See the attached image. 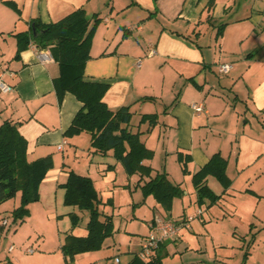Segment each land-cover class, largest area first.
I'll use <instances>...</instances> for the list:
<instances>
[{"label": "crops", "instance_id": "crops-1", "mask_svg": "<svg viewBox=\"0 0 264 264\" xmlns=\"http://www.w3.org/2000/svg\"><path fill=\"white\" fill-rule=\"evenodd\" d=\"M80 8L88 17L101 21L93 38L85 80L109 83L104 99L106 105L113 111L130 107L133 118L136 115L141 118L140 125L132 129L141 131L142 142L154 151V158L145 162L154 170L152 178L167 172L169 180L183 188V182L173 180L168 167L170 160L177 157L179 163V153L192 155L188 169L194 175L220 153L229 162L228 176L232 185L226 192L223 187L221 192L214 191L222 196L217 204L210 206L207 201V210L205 206L200 208L196 201L192 204L190 194H195L194 190L187 192L186 198L178 197L170 212L163 210L155 199L149 217L138 215V209L147 199L141 203L134 195L125 199L120 195L132 194L133 182L142 188L150 179L141 181L139 174L129 176L113 152L107 155L95 152L89 134L66 138L64 134L82 103L70 93L60 100L54 81L60 78L61 68L53 55L48 50L37 49L34 44L18 55L16 36L29 33L32 22L38 18L45 24L57 23ZM94 22L95 19L92 24ZM140 60L142 66L138 65ZM225 64L233 68L225 75L220 74L219 67ZM2 74L12 90L0 91V128L5 121L19 125L21 135L28 142L29 162L48 156L55 162L54 169L40 186L39 202H44L50 194L65 191L62 185L74 172L93 180L102 199L103 219L113 218L114 225L117 216V220L123 221L118 229L115 225L113 236L107 238L100 251L78 255L74 260L62 251L67 234L88 235L89 216L81 224L80 233H75V229L60 235L59 246L40 247L39 252L29 254L34 256L32 258L19 256L13 253L15 250L10 252V246L8 254L0 256V264H107V259L113 258L116 263L119 258L112 256L116 249L132 255L129 264L136 257L148 262L140 256L141 248L155 223L179 222L200 210L205 212L199 220L194 219L178 241L166 242L163 254L167 257L197 250L202 255H197L194 262L183 263L236 264L233 257L236 253L219 257L218 252L214 260L206 252L209 253L213 246L218 249L231 243L241 246L237 244L236 231L232 236L225 233L227 229L224 228L228 219H236L238 208L231 205L230 212L225 213L217 210V205L223 203L226 196H234L236 191L260 195L253 186V176L264 172V0H0ZM200 103L205 110L199 116L193 105ZM147 114L159 117L157 126L150 132L148 122L141 124L142 117ZM210 134L212 146L207 143ZM162 151L166 164L158 169L155 160ZM234 163L236 176L231 175ZM179 166L182 169L180 163ZM238 184L242 185L240 190H237ZM125 206L126 212L133 211L131 218L124 213ZM16 209L18 207L13 211ZM254 219L258 227L262 225L264 229V220ZM124 220L125 235L122 234ZM144 223L148 228L146 235L141 234L145 233ZM127 237L131 238L129 242ZM136 239L139 248L134 252L132 244ZM201 239L205 251L199 247ZM244 257L243 264H252L253 254ZM121 263L120 260L116 264Z\"/></svg>", "mask_w": 264, "mask_h": 264}, {"label": "trees", "instance_id": "trees-1", "mask_svg": "<svg viewBox=\"0 0 264 264\" xmlns=\"http://www.w3.org/2000/svg\"><path fill=\"white\" fill-rule=\"evenodd\" d=\"M94 19L95 22L92 24ZM100 22L97 17H88L83 8L57 23L45 24L38 18L32 22L29 33L16 36L19 44L18 55L27 50L31 44H34L37 49L48 50L53 55L61 68L60 78L54 81L60 100L63 101L66 94L70 93L82 103V108L64 134L66 138L80 136L81 133L89 134L91 147L95 152L102 155L113 152L115 159L124 166L129 176L139 174L141 181L149 178L150 180L145 181V185L142 186L144 196H153L163 210L170 212L174 201L185 193L182 185L172 183L167 172L152 178L154 170L145 162L154 158V151L148 149L142 142L141 131H133L134 118L131 108L122 107L118 111H113L104 102L110 84L91 83L85 80L86 66L92 57L90 53L93 38ZM142 118L141 124L149 123V132L159 122L157 115L147 114ZM178 156L184 173L190 174L188 165L192 162V155L179 153ZM228 164V160L222 154L216 153L202 169L193 175L192 182L198 197L197 205L200 208L207 201L211 206L217 204L222 198L210 188L209 178L219 181L224 192L230 189L232 180L228 176ZM54 166L55 162L51 156L29 162L28 142L21 135L19 125L10 121L3 123L0 128V205L21 193L22 204L12 213L16 223H23L30 217L31 203L40 201V186ZM62 188L66 191L64 201L67 206L78 207L82 212L90 213L87 224L88 235L78 237L67 234L62 246L63 254L74 260L78 255L100 251L107 238L113 236L115 225L113 218L106 216L103 219V214L100 212L102 199L93 180L71 172L67 183L62 185ZM72 216L73 226H77L80 217L77 214ZM166 242L159 246L148 262H143L136 257L132 264L137 262L163 264L165 255L162 249Z\"/></svg>", "mask_w": 264, "mask_h": 264}, {"label": "rangeland", "instance_id": "rangeland-1", "mask_svg": "<svg viewBox=\"0 0 264 264\" xmlns=\"http://www.w3.org/2000/svg\"><path fill=\"white\" fill-rule=\"evenodd\" d=\"M157 112V111H153ZM140 117L138 115L134 116V120L132 122V128L135 127V129L140 125ZM245 120H243V123ZM136 132V130H134ZM256 130L253 131L255 133ZM167 137L163 136V139H166ZM207 143L212 146V136L209 135L207 139ZM206 144L205 146H207ZM165 153L162 151L157 155V158L155 160V165L158 169H161L164 164H166L165 160ZM177 158V157H176ZM175 158V160H176ZM170 160L168 162L169 169L172 171L173 180L176 179L178 182H183V190L184 198L187 197L185 195L187 192L191 193L194 192L195 186L194 182H192L193 174H185L184 171L180 168L179 163L177 160ZM236 161V160H235ZM254 163H251V165ZM260 165L261 164H257ZM234 167V170H232L231 175L236 176L235 174L237 172L235 163L232 165ZM253 186L254 188L260 192V195H254L249 193H240L236 191V194L234 196H226L224 198V202L221 204H218L216 209L223 211L225 213L230 212L231 205H234L238 208V215L235 220H229L226 221L224 224V228L227 229L225 233L231 234L233 236V232L236 231L238 236L237 244H240L241 246L238 247V245L234 246L232 243L228 244L226 248H216L213 246V249L211 248V245L209 244L208 248H211L209 250V253L206 252V255H211L215 260L218 256V252H220L219 257L222 256H229L233 255V253H236V255H233L234 259L236 260V264H243L245 261L244 255L249 256V253L253 254L252 264H264V229L262 228V225H259L257 223L258 221L254 218L257 217L264 220V172L258 176L254 177ZM210 181V187L213 191L221 192L222 186L219 181H216L214 178H209ZM242 185H237V190H240ZM132 189L133 193L130 192L124 193L120 195L121 198L124 197H133L136 198V201L143 202L144 199H147V202L144 206H141L140 209H138V212L136 214L138 215H148L150 216V213L153 211L154 208L155 198L153 196L145 197L142 191L141 187H137L136 183H132ZM136 193V194H135ZM64 190H60L57 195L50 194L48 197L45 198V201L43 202H33L31 203V215L30 218L23 223L17 224L14 221V217H12V211L21 206V193L19 192L18 195L8 201H5L4 204L0 205V256H6L8 254V249L10 246H14L16 249L13 253L19 254V256H25V258H32L34 256H31L26 253L28 249H32L33 251L39 252L40 247L47 248H55L56 245H60V235H62L64 232L68 230H75V233H80L82 230L81 224L84 222L85 218H88L90 216V213L88 211L82 212L78 207H69L66 205L64 201ZM126 195V196H125ZM192 196V204L198 200L197 193L195 191V194H190ZM58 196V199L56 198ZM190 200L191 197H188ZM125 199V198H124ZM128 200V199H127ZM191 204V205H192ZM205 210L206 204H204ZM125 206L124 213L129 214V218L133 216V211L126 212ZM194 208V207H192ZM196 209H198L196 207ZM112 210V209H110ZM200 210V209H199ZM205 210H201L205 212ZM76 212L80 217L79 224L77 226H73V216L69 213ZM118 212V211H117ZM119 213V212H118ZM137 215V216H138ZM193 215V213H192ZM190 215V216H192ZM141 216V217H143ZM124 217V216H123ZM118 216L115 219V225L117 229L120 227V223L123 220H117ZM126 219V218H125ZM143 219V218H142ZM150 219V218H149ZM8 220L9 225H6L4 227V222ZM117 220V221H116ZM196 220H199L198 218ZM256 224H255V223ZM142 224V223H141ZM140 224V225H141ZM145 224V223H144ZM123 233L125 235V229H126V220L123 222ZM254 225L256 226L254 228ZM223 226V225H222ZM236 228H235V227ZM143 227V225H142ZM252 229V230H251ZM148 230L147 225L145 224V229L143 227V231L145 233H141L146 235V231ZM253 231V233L251 232ZM148 235V234H147ZM128 238V242L131 239ZM133 238V237H132ZM135 239V238H134ZM140 239V238H138ZM138 239H136V242L133 241L132 251L136 252V249L139 244ZM232 239V238H229ZM201 244L199 247L204 248L205 246L203 239H201ZM229 243V242H228ZM243 245L245 246L243 248ZM233 247V248H232ZM235 247V248H234ZM124 250H122L123 252ZM127 251V250H126ZM201 253L197 252V250H193L190 252H185L184 254H175L172 256H165L164 257V264H184L183 262H194L196 260L197 255H200ZM118 257L121 260V264H129L130 258L132 255L126 254V253H120L117 251V249L112 253V256ZM202 255V254H201ZM236 256V257H235ZM218 257V258H219ZM233 259V261H234ZM244 259V260H243ZM239 260V261H237ZM107 264H116L115 258L113 259H107ZM220 264V263H218Z\"/></svg>", "mask_w": 264, "mask_h": 264}, {"label": "built area", "instance_id": "built-area-1", "mask_svg": "<svg viewBox=\"0 0 264 264\" xmlns=\"http://www.w3.org/2000/svg\"><path fill=\"white\" fill-rule=\"evenodd\" d=\"M139 66H142V61L140 60L138 62ZM233 66L231 64H225L221 65L219 67L220 74H227L232 70ZM3 74L0 75V91L3 93L11 92L12 88L6 84L3 80ZM194 112L200 116L205 110V106L203 103L195 104L193 105ZM61 148V146H60ZM62 149V148H61ZM203 215V211H198L197 214L188 216L187 218H184L183 220L179 221L178 223H175L171 220H165V221H157L153 228V232L146 238L142 243L141 248V257L145 260L151 259L159 246L166 242L167 240H178L179 235L182 233L184 229H190L192 221L198 217H201ZM9 222L6 220L4 222V226L8 225ZM16 248L12 246L10 248V252H13ZM27 254H34V251L32 249H28L26 251ZM120 260L117 259L116 263H119Z\"/></svg>", "mask_w": 264, "mask_h": 264}, {"label": "water", "instance_id": "water-1", "mask_svg": "<svg viewBox=\"0 0 264 264\" xmlns=\"http://www.w3.org/2000/svg\"><path fill=\"white\" fill-rule=\"evenodd\" d=\"M34 33H35V30H34Z\"/></svg>", "mask_w": 264, "mask_h": 264}]
</instances>
